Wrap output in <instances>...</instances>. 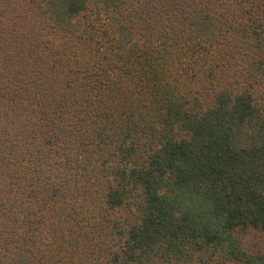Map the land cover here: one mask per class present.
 <instances>
[{
	"label": "trees",
	"instance_id": "1",
	"mask_svg": "<svg viewBox=\"0 0 264 264\" xmlns=\"http://www.w3.org/2000/svg\"><path fill=\"white\" fill-rule=\"evenodd\" d=\"M4 1L0 264H40L36 252L45 246L55 247L45 253V264H72L73 255L81 254L93 264L106 256L109 264H204L216 253L241 264H264V254L246 252L232 234L246 226L264 233V101L252 85L216 88L203 106L163 71L154 96V70L146 71L152 69L151 57L130 49L129 23L154 16L158 0H42L36 22L26 8L1 18ZM91 3L92 12L107 13L103 20L111 25L100 61L94 58L98 47L73 51L70 40L61 48L42 44L40 29L61 30ZM192 16L191 28L206 39L203 51L209 52L219 37L211 30L216 18L208 8ZM252 29L264 45V24ZM102 60L126 67L131 77L120 71L118 79L151 94L136 99L126 90L130 106L120 105L125 122L117 127L110 120L117 107L100 100L113 81L97 76ZM162 64L161 71L168 68ZM58 72L67 76L61 84ZM100 115L108 121L97 119ZM98 145L107 160L98 155ZM97 175L104 181L102 209L134 211L132 219L103 220L100 210L97 217L96 208H89L84 183L94 185Z\"/></svg>",
	"mask_w": 264,
	"mask_h": 264
},
{
	"label": "rangeland",
	"instance_id": "2",
	"mask_svg": "<svg viewBox=\"0 0 264 264\" xmlns=\"http://www.w3.org/2000/svg\"><path fill=\"white\" fill-rule=\"evenodd\" d=\"M134 1L136 0H129L131 4ZM223 1L221 5L217 3L212 5L206 3L207 0H158L160 6L154 11V16L146 17L145 21L134 19L133 23H129L127 17H124L127 23L131 25V28L134 29V41L129 46L130 49H140L151 57L150 62L152 65L149 67L152 69L147 67L146 71L152 73L154 70V96L157 94V88L159 90L160 83L164 80L161 73L167 71L165 73L167 78L170 80L175 79V83L182 87L183 93L189 97H198L203 106L208 105L212 101L216 88L239 84L252 85L257 97L262 98L264 101V45H261L257 37L251 34L254 25L264 24V0ZM4 2L5 9L3 14H1V18L6 19L8 15L11 17L18 15L20 13L18 9L26 8L29 12L27 15L28 19L30 21H38L36 16H38L41 7L36 5L39 2L42 3V0H5ZM0 5L2 6L3 4ZM6 6L9 8H6ZM89 6L91 8L89 11L82 13L71 24L65 25L59 31L46 33V29L43 30L40 27L38 37L42 40V44L49 47V43L53 42V46L58 45L61 48L63 43H65L64 40H70L72 42L70 46L73 51L77 50L76 47L81 46L91 45L98 47L99 49H94L97 52L94 58L100 61L101 52L105 53L107 50V37L111 25L107 20H103L107 13L103 12L101 17H99L92 12V3ZM203 8H208L209 12L216 18L214 21L216 26H213L211 30L215 34L219 33V37L212 40V45H208L209 52L203 51V47H207L206 39L197 37L191 28V23L195 20L192 15H196ZM24 23L29 24L27 21H24ZM203 36L206 37L207 35ZM105 62H107V65ZM257 62H262V66H259ZM108 63L111 65L109 66ZM161 63H163L162 65H167L168 68L161 71V65H157ZM120 71L123 76L131 77L126 67L120 69L118 64L111 63L108 60H102L98 64L97 76L101 79H107L110 76L113 79L112 82H109L111 83L110 86L106 87L107 97L106 95H101L103 99L100 100L117 107V111L113 113L114 116H110V120L116 127L125 122L119 117L121 113L119 110L123 108L120 105L130 106V98L127 97L126 90L131 91L136 99L150 97L151 95L149 89L147 93L143 92L141 85L139 87L127 86L126 82L122 81L121 78L118 79L117 72L120 73ZM57 74V83L61 84L67 76L63 72H58ZM8 76H12V74ZM0 80L2 79L0 78ZM90 84V81H88L84 86ZM155 113L157 114V111H154ZM90 118L93 119V117ZM102 118L103 121H108L105 116L100 115L97 117V119ZM141 139L142 137L140 141H143ZM138 140L139 137L136 141L134 139V142H136L139 149ZM95 149L99 156L106 158L107 153L100 145H98V148L95 147ZM102 161L96 163V166L101 165ZM108 165L110 163L106 161L105 166L107 167ZM98 176L100 175H97V178L92 181L94 185L82 181L85 184L83 192L91 198L88 204L89 208H93V206L96 208L95 215L100 210V217L103 220H108L106 219L108 217L121 223L124 219H132L135 216L134 211H127L121 208L112 213L105 212L102 209L103 202L100 196L104 189V181ZM114 224H116L115 221ZM232 234L246 252L256 255L264 254V233L260 228L252 226L236 227L233 229ZM71 238L74 240L73 236ZM51 248L52 246H45V250L42 248L43 251L36 252V254L41 253V256L37 255L40 264H45V253H48ZM52 249L54 250L55 247ZM76 252L77 250L73 251V254H76ZM79 256L73 255L75 260L72 264H93L90 262L88 255L81 254ZM108 259L107 256L103 257L99 264H109L107 263ZM204 264L241 263L224 259L216 253L209 259H205Z\"/></svg>",
	"mask_w": 264,
	"mask_h": 264
}]
</instances>
